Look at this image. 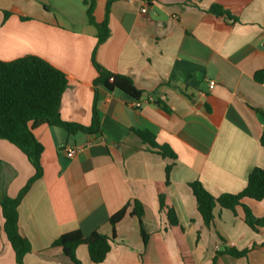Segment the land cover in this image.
I'll return each mask as SVG.
<instances>
[{
  "label": "crops",
  "instance_id": "crops-1",
  "mask_svg": "<svg viewBox=\"0 0 264 264\" xmlns=\"http://www.w3.org/2000/svg\"><path fill=\"white\" fill-rule=\"evenodd\" d=\"M84 1L0 0V60L32 55L65 73L63 121L92 124L95 49L101 66L131 78L143 93L138 109L122 92L99 88L97 133L49 125L34 131L44 147V175L18 208L19 232L32 247L23 264H73L56 240L73 231L112 236L109 219L125 207L99 264H264V228L249 227L241 206H218L207 226L190 187L199 181L215 197L238 194L253 169L264 168L257 112L264 110V82L255 79L264 71V0H97L95 21H105L109 6L111 31L98 47ZM215 5L231 17L215 15ZM133 130L177 157L162 156ZM71 147L77 153L68 158ZM34 175L27 156L0 140V264H16L4 232V195L16 198ZM135 201L143 207L146 242L131 215ZM243 203L264 218V200ZM76 258L95 264L85 245Z\"/></svg>",
  "mask_w": 264,
  "mask_h": 264
},
{
  "label": "trees",
  "instance_id": "trees-1",
  "mask_svg": "<svg viewBox=\"0 0 264 264\" xmlns=\"http://www.w3.org/2000/svg\"><path fill=\"white\" fill-rule=\"evenodd\" d=\"M97 0H85L89 23L97 29V47L105 43L110 35L108 12L102 23H97L94 18V9ZM211 11L217 16L231 17V14L220 6H213ZM8 16L9 14L6 13ZM93 65L98 73L94 80L95 101L93 107V121L91 126L67 123L62 120L60 109L63 95L68 87V78L51 63L36 56L28 55L12 62L0 60V140H6L17 146L28 158L35 168V175L29 180L16 198L4 195L1 203L4 217V232L15 252L16 264H23L25 256L32 251L31 243L19 232V205L25 198L35 182L44 175L41 157L44 152L43 145L36 139L34 131L43 126L49 125L64 129L69 134L78 132L94 134L100 131V116L98 112L97 93L99 88L104 87L110 91L118 90L129 97L132 101H140L143 93L138 90L131 78L115 74L96 60V49L93 52ZM258 83L264 82V71L258 72L255 76ZM257 112L264 119V110L257 109ZM144 142L152 147L158 148L164 157L176 158V154L167 147H159L154 139H150L145 132L133 130ZM264 147V136L261 139ZM171 167L167 168V179L170 176ZM197 201L199 213L207 226L215 220V209L219 206L224 210L234 211L241 206L245 212V222L254 231L264 228V218H257L251 209L243 203L244 199L254 201L264 200V168H255L248 177L246 188L238 194H223L219 197L212 195L201 182L196 181L190 184ZM132 216H136L141 224V233L146 242L147 236L143 229L142 218L144 211L142 205L134 202ZM128 207H125L109 219L113 228V235H103L97 231L89 236H84L80 231H73L62 235L53 244L54 247L62 248L64 255L73 264H82L76 258V250L79 246L85 245L89 250L91 260L95 264L102 263L112 249L116 239V226L127 214ZM172 225L177 224L175 212L168 211ZM227 252L243 257L247 251L238 252L227 249Z\"/></svg>",
  "mask_w": 264,
  "mask_h": 264
},
{
  "label": "built area",
  "instance_id": "built-area-1",
  "mask_svg": "<svg viewBox=\"0 0 264 264\" xmlns=\"http://www.w3.org/2000/svg\"><path fill=\"white\" fill-rule=\"evenodd\" d=\"M147 12V9L146 8H143L142 9V13H146ZM216 83L214 81L210 82V88L213 89L215 87ZM151 100V99H150ZM132 106L135 107V108H141L143 106V103L141 101H134L132 103ZM65 153H66V156L68 158H73L76 153H77V149L76 148H67L65 150Z\"/></svg>",
  "mask_w": 264,
  "mask_h": 264
}]
</instances>
